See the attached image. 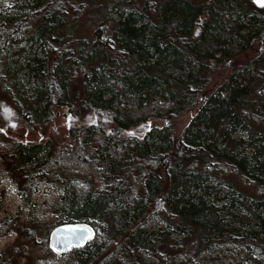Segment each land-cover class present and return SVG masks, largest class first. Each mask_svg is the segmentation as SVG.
Here are the masks:
<instances>
[{
  "label": "trees",
  "instance_id": "obj_1",
  "mask_svg": "<svg viewBox=\"0 0 264 264\" xmlns=\"http://www.w3.org/2000/svg\"><path fill=\"white\" fill-rule=\"evenodd\" d=\"M247 1L248 4L246 0H141L139 9L124 8L121 2L115 3L114 8L109 10V17L116 14L113 21L115 27L111 29L107 20L98 18L93 28L97 37L89 46V56L79 58L78 64L70 63L71 69L66 68L70 61L68 56L61 58V63L50 69L43 64V60H35L39 66L36 72L37 86L34 89L38 92V100L35 105L23 111L27 124L40 125L50 121L53 107L68 106L78 112L80 108L77 111L71 107L69 91L72 80L77 77L87 85L83 90L85 96L82 108L93 109L96 114L105 112L120 130L147 119L143 114L131 117L125 106L128 102H132L136 108L145 104L165 108L157 111L155 116L171 119L184 109L187 110L184 99H195L207 90L214 72L227 70L223 84L212 91L207 105L191 117L180 137L171 142L169 136H157L153 129L149 130L146 140L131 143L125 156L129 158L130 152L137 150L134 161L141 170L139 183L145 187L148 199L155 200L162 195L168 199L172 195L177 198L170 206L169 216L180 221L188 219L186 226L179 229L186 230V233H190L193 228L202 229L207 232L204 235L207 240L222 237L225 233L235 239L255 242L253 231H248L243 238L234 235L231 228L223 225L218 217L219 211L208 205L202 196L194 195L210 173L227 177L235 173L234 167H239L238 174L243 182L249 174V179H259L257 174H262L259 172L264 166V144L256 147L250 142L255 151L237 161L234 156L223 155L215 146V139L212 140L209 135L210 130L225 119L229 124L226 130L230 126L234 130L240 122L235 113L254 97H264V23L258 25L259 16L256 11L248 15L250 0ZM85 10V0H34L31 16L39 14L41 20L35 28V35L42 37L46 31L59 27L65 20L77 25ZM256 10L261 12L260 17L263 18L264 7ZM24 18L16 24L17 27L23 24ZM194 27L199 31L196 37ZM254 40L257 41L258 51L251 59L239 68L236 65L230 67L229 60L236 57L234 50L237 54L241 53ZM108 54L113 57L109 58ZM127 60L137 61L138 64L147 62L152 64V70L149 72L137 68L132 75L120 77L113 70L97 71L94 68L97 61L108 67L110 62ZM245 122L249 125L254 123ZM248 127L246 130H251ZM92 128L94 132H90ZM103 131L89 126L83 129L81 136L74 134L71 136V144L62 149L63 157H68L69 153L78 155L90 144L96 133L102 134ZM251 139L254 141L252 136ZM148 140L153 142L152 147L148 145ZM173 148L176 152L167 155ZM51 155L47 143H8L0 132V162L10 163L0 169V177L11 174L16 176L21 192L28 193L29 188L39 180L53 179L55 168ZM222 159L223 163L217 161ZM224 163L232 168L221 167L220 164ZM159 169L164 183L157 173ZM74 174H58L57 188L62 197L58 203L62 206L59 207L61 215L54 227L68 222L88 223L95 230L92 244L96 246L102 236L98 232L95 217L101 215L113 202L114 195L108 194L116 187L110 185L108 190L103 191L99 186L78 194L71 183L81 179ZM235 193L241 195V191ZM228 198L229 202H237L235 195L228 194ZM258 204L264 209V200L258 201ZM140 208L139 205H132L125 212L124 218L136 216ZM129 210L135 212L128 215ZM257 218L260 230L264 232V222L260 215ZM13 220L5 218L0 221V236L19 230V225ZM145 236L144 231L135 230L129 236L128 248L123 249V253L129 251V256L136 258L137 245ZM46 249L51 251L49 247ZM77 251L72 249L66 254ZM126 256L123 254L122 258H130ZM76 264H83V261Z\"/></svg>",
  "mask_w": 264,
  "mask_h": 264
},
{
  "label": "rangeland",
  "instance_id": "obj_2",
  "mask_svg": "<svg viewBox=\"0 0 264 264\" xmlns=\"http://www.w3.org/2000/svg\"><path fill=\"white\" fill-rule=\"evenodd\" d=\"M117 2H121L124 8L139 9L141 6V0H129V3L128 0H85L86 10L79 17L77 25L65 20L59 27L51 28L42 37H38L35 28L41 20L39 14L31 16L34 0H0V132L8 143H47L52 151L50 157L55 168L52 180L37 181L28 193L21 192L16 176L11 174L0 177V221L14 218L13 221L19 225V230L0 236V264H76L80 260L83 264H264V232L260 230L257 218L260 215L264 222V209L258 204V201L264 200V166L259 172L262 174H257L259 179H249V174L245 182L238 174L239 167H234L235 173L227 177L210 173L200 190L194 192L195 196H202L208 205L219 211L218 217L226 228H231L234 235L243 238L248 231L255 234L253 243L246 239H235L225 233L222 237L207 240L204 238L207 232L202 229L193 228L190 233L179 229L186 226L188 219L180 221L169 216L170 206L177 200L173 195L169 199L165 195L159 196V201L156 200L159 198L148 199L145 187L139 183L141 170L134 161L137 150L130 152L129 158L125 156L131 143L146 140L149 130L153 129L157 136H169L171 142L180 137L191 117L207 105L212 91L223 84L227 70L214 72L207 90L195 99H184L187 110L184 109L171 119L155 116L157 111L165 108L153 104L136 108L132 102H128L125 106L131 117L143 114L147 119L120 130L105 112L96 114L93 109L82 108L84 88L87 85L77 77L72 80L69 91L71 107L77 111L80 108L78 112L68 106L53 107L50 121L40 125L27 124L23 111L35 105L38 100V92L34 89L37 86L36 72L39 66L35 60H43V64L50 69L61 63V58L68 56L70 61L66 68L71 69L70 63L78 64L79 58L89 56V46L97 37L93 28L98 18L107 20L111 29L115 27L113 21L116 14L109 17V10ZM249 4L248 15L256 11L259 16L258 25H262L264 17H260L261 12L256 10L251 0ZM23 18V24L17 27L16 24ZM256 44L254 40L238 54L234 50L236 57L229 60L228 65L238 66L236 68L244 65L258 51ZM108 55L109 58L113 57L112 54ZM99 62L94 65L97 71L113 70L120 77L132 75L137 68L149 72L152 70V64L147 62L138 64L137 61H114L108 67ZM254 98L235 113L240 122L234 130L231 126L226 130L229 124L225 119L209 132L211 139H215L217 149L223 155L234 156L237 161L255 151L250 142L256 147L264 144V97ZM245 121L254 123L249 125ZM89 126L105 131L102 134L96 133L90 144L78 155L69 153L64 158L62 149L71 144V136H81L83 129ZM246 127L251 130L247 131ZM94 131L93 128L90 130ZM152 144L148 140V145L152 147ZM175 152L173 148L167 155ZM223 159L217 161L223 163ZM4 164L9 166L10 163L1 161L0 169H3ZM220 165L232 168L227 163ZM59 173H75L80 177V181L71 183L78 194L99 186L103 191L108 190L110 185L116 188L108 194L114 195L113 202L101 215L95 217L98 232L102 236L100 243L93 245V239L78 248L76 253L55 255L46 247H49L48 234L61 215L59 207L62 204L58 201L62 197L57 188ZM157 173L161 175V170ZM161 181L164 183L162 175ZM235 191H241V195ZM228 194L235 195L237 202H229ZM132 205L141 207L138 214L129 219L124 218L125 212ZM134 212L129 210L127 213L132 215ZM135 230L144 231L146 236L137 245L136 258H133L129 256V251L123 253V249L128 248L129 236ZM123 254L130 258L123 259Z\"/></svg>",
  "mask_w": 264,
  "mask_h": 264
},
{
  "label": "water",
  "instance_id": "obj_3",
  "mask_svg": "<svg viewBox=\"0 0 264 264\" xmlns=\"http://www.w3.org/2000/svg\"><path fill=\"white\" fill-rule=\"evenodd\" d=\"M257 8L264 5L251 0ZM198 29H195L194 37L198 35ZM147 128V126H145ZM159 201V199H156ZM95 237L94 228L85 222H68L53 227L47 237L48 245L52 253L62 255L72 249H78L85 246Z\"/></svg>",
  "mask_w": 264,
  "mask_h": 264
},
{
  "label": "snow or ice",
  "instance_id": "obj_4",
  "mask_svg": "<svg viewBox=\"0 0 264 264\" xmlns=\"http://www.w3.org/2000/svg\"><path fill=\"white\" fill-rule=\"evenodd\" d=\"M257 2L264 5V0H257Z\"/></svg>",
  "mask_w": 264,
  "mask_h": 264
}]
</instances>
